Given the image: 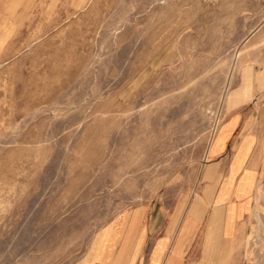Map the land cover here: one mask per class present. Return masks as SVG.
<instances>
[{
  "label": "rangeland",
  "instance_id": "obj_1",
  "mask_svg": "<svg viewBox=\"0 0 264 264\" xmlns=\"http://www.w3.org/2000/svg\"><path fill=\"white\" fill-rule=\"evenodd\" d=\"M246 134L262 184L264 0H0V264H264Z\"/></svg>",
  "mask_w": 264,
  "mask_h": 264
},
{
  "label": "crops",
  "instance_id": "obj_2",
  "mask_svg": "<svg viewBox=\"0 0 264 264\" xmlns=\"http://www.w3.org/2000/svg\"><path fill=\"white\" fill-rule=\"evenodd\" d=\"M252 140V135L247 134L241 139V144L231 161L230 171L225 180L226 184L223 185V191L221 190L222 196L219 198L221 202L223 201L225 228L228 230L233 228L234 234H232V236L234 237H237V230L243 227V223L247 219L246 217L250 218L249 215H251L253 210L256 211L260 209V206H262L261 209L264 207L263 193H259L261 188H264V181L262 184L257 181L259 169H256L248 158L249 142ZM220 143L222 144V138ZM241 159L244 161L242 162ZM233 180L235 181L234 184ZM254 194L255 197H253ZM197 204L196 202L195 205ZM149 215L150 214H148V216ZM154 232H157V222L153 226L152 221L147 220L145 225V236L148 237ZM166 240L167 237L160 238L159 243L156 244V253L160 254L162 252V245L167 243Z\"/></svg>",
  "mask_w": 264,
  "mask_h": 264
}]
</instances>
